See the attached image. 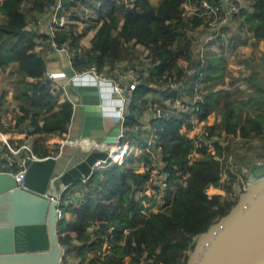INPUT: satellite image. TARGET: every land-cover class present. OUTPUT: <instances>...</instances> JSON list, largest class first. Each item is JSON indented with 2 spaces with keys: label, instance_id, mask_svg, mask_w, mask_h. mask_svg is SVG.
<instances>
[{
  "label": "trees",
  "instance_id": "16d2710c",
  "mask_svg": "<svg viewBox=\"0 0 264 264\" xmlns=\"http://www.w3.org/2000/svg\"><path fill=\"white\" fill-rule=\"evenodd\" d=\"M200 1L61 0L69 18L94 22L83 27L94 29L88 48L81 47L84 30L76 31V22L53 32L57 44L66 41L74 50V69L94 63L100 71H113L117 62L131 59L136 45L147 48L149 58L139 65L141 78L125 117L133 144L130 165L110 164L61 193L57 238L65 249L64 264L72 259L74 264H186L196 237L237 201L238 195L232 194L236 178L230 167L236 148L232 138L256 140L258 149L264 150V47L260 55H241L242 68L236 71L229 68L225 51L244 32L253 43L264 40V0H237L238 10L229 18L237 21L234 30L227 21L218 24L225 0H208L219 7L216 14L201 12ZM52 2L0 0V67L1 52L7 48L6 61L14 63L12 99L17 106L12 126L20 132L64 136L73 105L69 99L60 100L62 87L52 88L46 58L36 49L45 41L54 51L50 35L29 22ZM185 3L197 6L196 12L187 13ZM208 25L213 26L211 38L194 53L191 30H206ZM214 40L218 51L210 49ZM4 95L3 90L0 100ZM211 114L218 118L203 124L201 137L181 130L190 129L194 118L206 121ZM2 150L8 151L5 145ZM31 150L40 157L49 155L38 141L32 142ZM24 154L22 150L20 155ZM156 165L168 173L163 192L151 178ZM241 175L245 178V172ZM209 186L226 192L210 194ZM159 196L165 197L162 204L156 201Z\"/></svg>",
  "mask_w": 264,
  "mask_h": 264
},
{
  "label": "water",
  "instance_id": "95a60500",
  "mask_svg": "<svg viewBox=\"0 0 264 264\" xmlns=\"http://www.w3.org/2000/svg\"><path fill=\"white\" fill-rule=\"evenodd\" d=\"M52 63L47 69L64 83L70 72H57ZM64 88L77 104L71 82ZM118 129L115 126L105 141L112 142ZM105 156V150L92 151L64 170H57L59 157H28L18 186L14 162L0 154V264H64L57 203L62 191L88 175L96 158ZM245 180L236 203L198 235L186 264H264V159L249 162Z\"/></svg>",
  "mask_w": 264,
  "mask_h": 264
},
{
  "label": "crops",
  "instance_id": "0c3cea01",
  "mask_svg": "<svg viewBox=\"0 0 264 264\" xmlns=\"http://www.w3.org/2000/svg\"><path fill=\"white\" fill-rule=\"evenodd\" d=\"M236 25V19H233L232 21L229 20V29L234 30L236 28ZM89 29L92 30V32L88 33L87 35L85 33V35L79 41L82 48H88L91 45L90 39L93 36L94 29ZM199 30V28L191 30V33L194 36ZM209 34L211 36V32H209ZM258 43L262 44L263 49L264 40L261 39L260 41H258ZM40 44L36 46V49H41L42 53L44 54L46 58V69L48 67V62H55L51 64V67L56 68L57 72H71L67 60L62 53L56 52L55 50L52 51V49L48 47L49 45L45 43V41ZM137 48L141 50V47L138 45L136 49ZM198 51H202V47ZM9 74L11 75V85H3V88L0 89L1 92L3 90L5 91L4 98L0 100L3 102V105H0V131H2L7 137L9 143L14 146H18L24 141H27L30 144H32L33 141L43 143L48 148L50 155L60 158L57 170H64L67 167L73 166V164L77 162L79 157L83 158L92 151L97 152L102 150H99V148L95 147L93 148L90 145H86L84 142H106L105 138L109 136V132L115 126H118L120 115L123 113L126 117L129 111V103L127 102L126 104L122 105L121 100L117 98V96L113 93L111 85L109 83L97 81L91 74L73 76L71 78V87L78 103L74 104L72 102L64 88L60 93L61 101L69 99L73 105V114L71 117V121L69 123L68 131L64 134V136L46 132H20L17 128H14L12 126L14 123V114L17 106L12 99L14 76L11 72ZM58 87L59 85L56 88ZM213 116L214 117L210 121L208 119L206 121L194 120V124L190 128L191 131H188V128L186 126H184L185 129H183L182 127L181 130L186 131L189 136L201 137V126H203L205 122L211 123L214 119L218 118V115L216 114H214ZM198 122L200 123V125L197 128L193 129L195 124ZM38 133L47 134V139L30 137V135H35ZM26 135L27 137H25ZM66 138L71 139V141H65ZM19 140H22V142H18ZM3 145L4 144L0 142V154L2 155H4V150H2Z\"/></svg>",
  "mask_w": 264,
  "mask_h": 264
},
{
  "label": "built area",
  "instance_id": "2783aa9c",
  "mask_svg": "<svg viewBox=\"0 0 264 264\" xmlns=\"http://www.w3.org/2000/svg\"><path fill=\"white\" fill-rule=\"evenodd\" d=\"M225 1H226V8L225 10L221 9L220 12H221V15L223 16L222 18H220L221 20H219L218 24L224 23L226 21L229 24V18L231 14L238 10L239 3L237 2V0H225ZM198 5H199L198 6L199 8L203 9L201 12L205 10L204 13H208V14L210 13L216 14L217 10L219 9L217 5H212L208 0H201ZM184 6H185V11L187 13H193V12H196L195 10H197V6L193 5L192 3H185ZM83 21L84 20H80V19L74 20V19L69 18V15L67 13L62 12L61 0H54V2L49 4L44 11L37 14V16L35 17L33 21L34 23L31 22V24L38 25L41 29H43L47 34L50 35V38H49L50 46L55 51H58L64 55V57L67 60L68 66L71 69L70 75H68L64 83H61L60 81H58L55 78L54 73L47 69L46 70L47 78L50 80V84L52 88L56 89L58 85L59 87L64 88L66 82L68 81L71 82V78L73 76L91 74L97 81L109 83L111 85V89L113 93L117 96V98L121 100L122 105L126 104L131 98L132 92L134 88L136 87V84L141 78V71L139 70V64L137 62H135V64H131L130 62L128 63L124 62V64H121L122 68H120L117 62L113 71L111 70L110 71H104V70L100 71L97 69V66L94 63L86 67L74 69L71 64V58H72V55L74 54V50L70 49L66 41L63 42L62 44H57L55 42L53 38L54 30L62 29V28L66 29L67 25L70 22H76L78 24L80 22L83 23ZM214 21L215 20L211 21L210 23L216 28ZM78 25L75 27V30L78 32H82L84 30L83 28L84 25L87 26L88 24L81 25V29L78 28L80 27V25L79 26ZM138 46H140L141 49L143 50L142 57L148 61L149 60L147 56L148 49L145 48L143 45H138ZM111 72H113L114 74L112 75ZM157 112H160V111L157 110ZM194 120L198 121L196 118H194L192 122L193 124H194ZM118 128L119 129L117 133L115 134V138L112 142H109V143L108 142H104V143L84 142L86 145H90L93 148L95 147V148H99V150L102 149L106 151L105 157L96 158L93 161V163L90 166L89 174L93 173L96 170L105 168L113 163L124 164L128 166L130 165L128 163V156L130 152L132 151L133 144H131L129 137L126 134L127 127L125 125V114L123 113L120 115ZM214 137H218V136L215 134ZM0 141L8 149V151H4V155L9 160L13 161L14 165H17L18 167L17 170H14L13 168L12 174L15 176L17 185L19 186L22 184L25 170H26L25 160L28 157H31V158H40V157H38L36 154L32 152L31 144L27 141H24L22 144H19L18 146L11 145L9 143V140L7 139V137L4 135L2 131H0ZM65 141L70 142L71 139L66 138ZM209 147H211V145ZM22 150H25V154L23 156L20 155ZM263 159H260V160H263ZM230 167H232L233 169L237 168V162H236L235 156H232ZM88 175L81 177V179L84 181ZM151 178L157 181L159 190L163 192L167 186L168 173L165 171H161V167L156 165L151 168ZM241 182H242V190H243L246 187V180L244 179ZM151 190L152 189L150 188V186L147 185V188H146L147 193H150ZM164 200H165V197L159 196L156 201L162 204ZM59 202L60 200L58 201L57 208H56L57 219H60L62 217V209L59 206ZM153 209L157 210L158 207L153 206ZM162 209L164 210L166 209V207L162 206ZM143 256H144V259H142V262L146 260L145 258L146 250L142 251V257Z\"/></svg>",
  "mask_w": 264,
  "mask_h": 264
},
{
  "label": "rangeland",
  "instance_id": "374dc122",
  "mask_svg": "<svg viewBox=\"0 0 264 264\" xmlns=\"http://www.w3.org/2000/svg\"><path fill=\"white\" fill-rule=\"evenodd\" d=\"M26 1H24L25 3ZM23 6L25 7L26 5L23 4ZM1 17V16H0ZM30 17V16H29ZM32 17L29 18V22L31 23V19ZM94 23L93 21H83L78 23L80 25L81 29V25L84 24H91ZM78 25V26H79ZM246 28V27H245ZM213 29L212 25H208V29L206 30H199L194 36L193 39V45H192V50L194 53H196L198 50H200V48H204V45L208 43V39L211 38L209 32H211ZM92 32V30H84L83 34L86 33V35L88 33ZM87 38V37H85ZM84 39V38H83ZM210 49L211 50H215L218 51L219 47H217V42H215V40L213 41V43L210 44ZM262 50V44L261 43H253L252 39L250 38L249 35H247L246 32L242 33V34H238V37L235 40V44L232 48H226V56L228 59V66L230 69H232V71H236L238 70V68H242L241 65L238 63V59L240 58L241 55L244 54H249V53H253L255 55H260ZM6 55H7V48L3 49L1 52V62L2 65L4 67H0V89L3 88V85L6 86H10L12 81L10 80L11 75L9 74L13 68H14V63L12 62H7L6 61ZM130 55L132 56L131 59H124L123 61H119L118 64L121 67V64H124V62H129L132 61V64H135V62H137L139 65H142V61L145 59L142 57L143 52L142 49L140 50L139 48L137 49H132ZM180 62L184 63V60H180ZM111 74L113 75L114 73L111 72ZM0 94H1V90H0ZM214 114L209 115L208 120H212V118ZM199 123V122H198ZM196 123L195 126L193 127V129L197 128L200 123L198 124ZM183 129H185V127H183ZM201 129L203 130L202 126ZM188 131H191V129H187ZM232 142L233 144L236 146V148H234L233 153L236 157V162H237V168L233 169L234 172L236 173V178L233 179L232 182V189H233V195H239L240 193V189L242 187L241 185V181L244 180L245 178L241 175L242 172H245L248 164H249V160H260L264 158V150L263 149H258V143L257 141H253V142H243L242 140L239 141V139L237 137H233L232 138ZM258 145V146H257ZM139 169H141L142 167L139 166ZM226 177V173H223L222 178ZM213 191L215 192H220L225 194L226 190L219 188V187H214V186H209L207 188V192L211 194V192L213 193ZM198 237V236H197ZM196 237V238H197ZM76 260V259H75ZM74 259L72 260H68V262H72V264H74ZM67 262V264H68Z\"/></svg>",
  "mask_w": 264,
  "mask_h": 264
}]
</instances>
